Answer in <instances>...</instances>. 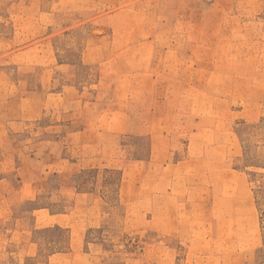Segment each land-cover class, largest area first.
<instances>
[{"label": "rangeland", "instance_id": "rangeland-1", "mask_svg": "<svg viewBox=\"0 0 264 264\" xmlns=\"http://www.w3.org/2000/svg\"><path fill=\"white\" fill-rule=\"evenodd\" d=\"M0 264H264V0H0Z\"/></svg>", "mask_w": 264, "mask_h": 264}, {"label": "crops", "instance_id": "crops-1", "mask_svg": "<svg viewBox=\"0 0 264 264\" xmlns=\"http://www.w3.org/2000/svg\"><path fill=\"white\" fill-rule=\"evenodd\" d=\"M205 159V158H204Z\"/></svg>", "mask_w": 264, "mask_h": 264}]
</instances>
